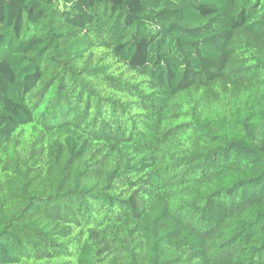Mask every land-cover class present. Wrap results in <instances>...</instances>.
Returning a JSON list of instances; mask_svg holds the SVG:
<instances>
[{"label":"trees","instance_id":"trees-1","mask_svg":"<svg viewBox=\"0 0 264 264\" xmlns=\"http://www.w3.org/2000/svg\"><path fill=\"white\" fill-rule=\"evenodd\" d=\"M0 264H264V0H0Z\"/></svg>","mask_w":264,"mask_h":264}]
</instances>
